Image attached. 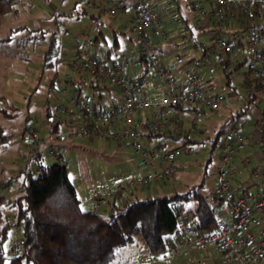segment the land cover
<instances>
[{"label":"rangeland","instance_id":"1","mask_svg":"<svg viewBox=\"0 0 264 264\" xmlns=\"http://www.w3.org/2000/svg\"><path fill=\"white\" fill-rule=\"evenodd\" d=\"M24 1L28 7L18 3L15 11L0 17V110L5 109L9 112L8 116H5L0 111V138L1 135H8L7 139H0V182L2 183L0 197H3L0 201V228L6 218L13 216L15 208L12 202L22 193V170L35 168V162L31 159L35 149L42 148V153L46 156L44 162L51 164L56 160V156L46 154L48 141L55 140L56 135L62 131L65 137H69V130H67L69 127L65 121L69 122L70 118L63 110L69 109L76 113L77 109L72 100L78 95L87 96L91 103L97 101L98 91L95 85H103L100 82L92 85L89 81L90 77L85 81H77L75 73L68 67V62L76 49L75 46L78 45V49L83 50L84 42L96 35V25L91 17L95 13L91 5L98 0ZM144 1L162 17L166 36L170 34L172 28L183 32L184 22L191 23L195 20L196 10L192 7L193 0ZM237 19L238 25L235 32L227 34L224 30L222 32L219 30L215 35H209L210 37L203 36L204 42L209 46L213 45L211 52L205 55H203V49H199L200 54H194L192 51L182 52L187 53L182 57L187 66L197 57L202 64L205 62L211 66L213 72L210 77L213 87L209 93L223 97L219 107L217 109L200 107L201 110L198 112L180 111L179 118L185 130L184 135L194 142L186 145L188 153L183 152L178 157L176 173L165 179L164 189L156 190L152 183L150 187L137 185L135 186L137 187L136 193L129 195L127 199L119 200L118 204L136 198L167 195L175 190L182 191L199 183H203L202 192L212 202L219 181L220 144L224 141V134L219 137L217 143L213 144V141L221 128L228 131L231 127H236L247 139L246 149L243 152L239 150V153L242 157H248L249 161L246 166L243 163H236L235 167L239 170L232 180L233 187L238 188L239 185L255 187L262 181L261 175L264 173V94L251 95L243 79L244 73L248 72L249 64L260 62L250 58L247 52V43L250 37L257 33V30L254 27H243L244 20L240 17ZM256 20L264 24L262 13L252 19V21ZM195 34L198 37V32ZM220 35H230L234 43L240 41L243 47L237 46L234 53H222L216 45L214 46L213 39ZM51 41L58 45V52L54 58L52 57L53 64L45 65L43 56ZM223 56L228 57L234 65L223 67L221 63ZM244 58H246L244 64L238 66L239 60ZM57 59H62V64L57 66ZM134 65V62L130 63L133 73ZM149 75L155 83L142 87L141 90L150 101H159L164 91L162 83L150 72ZM99 91L104 98L106 90L99 89ZM9 104H13L16 109L10 108ZM56 121L59 122L58 130L53 132L52 127ZM193 124L196 125L194 132L189 130V126ZM30 132L35 133V137L39 139L37 142L33 140ZM104 138L93 141V143H99L100 147L90 143L87 138H82L78 142L81 147L80 153H82L81 161L77 159L75 152L68 150L62 153L69 178L79 195L83 190H88L89 186L83 177H77L74 170L72 171L76 162L79 163L80 174L86 167L93 172L98 170L93 175V180L96 184L105 187H114L119 182L126 183L142 173L129 139L126 138L127 140L125 139V142L120 145L114 142L115 140L108 141ZM70 142L74 141L70 140ZM32 143H35V146H32ZM68 144L70 143L65 145ZM168 146L169 144L166 145ZM94 149L101 153L94 154ZM124 163L127 164L126 168L123 166ZM253 170L259 174H253ZM194 205V201L184 203L181 210L182 215L187 217L188 210ZM98 212L102 213L101 210ZM190 221L191 218H188V222ZM180 225L182 227V223ZM20 237V228L12 225L4 243L7 251L11 245L17 244ZM135 245L138 246L136 249L138 257H143L146 249L140 244L132 246ZM165 255L170 254L165 253ZM206 256L212 264L218 261L214 258L216 253L211 247L206 250L198 248L194 253L188 254L187 258L193 262V259L206 260ZM183 259L182 257L179 261ZM171 262L173 264L174 260L171 259ZM218 264L226 263L221 261Z\"/></svg>","mask_w":264,"mask_h":264},{"label":"built area","instance_id":"2","mask_svg":"<svg viewBox=\"0 0 264 264\" xmlns=\"http://www.w3.org/2000/svg\"><path fill=\"white\" fill-rule=\"evenodd\" d=\"M204 1L193 0V9L203 19L215 14L218 22L225 21L238 10L254 18L252 6L259 2V0H213V7L206 9L203 6ZM124 2H129L132 6L133 32L137 36L140 55L148 61L153 74L167 88L161 99L150 101L141 94L136 79L125 72L126 61L121 60L119 63L107 65L96 56L81 52L75 54L71 60L74 71L87 72L122 90L123 100L117 107L97 109L89 102L87 96L78 95L72 100L77 109L78 120L84 124L83 132L86 136L127 138L138 158L142 173L129 180L127 184L118 185L114 190H110L113 197L123 196L128 186H148L152 182H160L172 176L177 169L178 157L183 152L188 153L186 146L172 145L166 150L159 151L149 147L145 142L147 132H162L170 128H174L173 131L177 133L182 132L180 119L170 120L167 117L171 108L197 106L217 109L223 99L219 94L203 91L200 75L195 70L189 71L185 82L179 83L175 74L164 65V60L155 51L154 43L148 35L149 29H155L158 34L165 37L164 22L160 14L144 0H107L106 5H93L101 13L115 14L116 9ZM259 39L257 33L252 35L247 43V50L253 59L264 62V50L258 46ZM87 43L90 44L92 41L87 40L83 45ZM216 43L223 52L232 51V45L227 39L218 38ZM199 65L200 62L196 60L194 66ZM209 71L213 72V69L210 68ZM250 90L252 91V88ZM146 110L150 112L148 117L140 118L135 114ZM118 120L121 121V125L115 131L113 128L117 126L115 123ZM189 130L194 132L196 125L189 126ZM33 140L36 141L37 138L34 137ZM246 140L236 127H231L224 134L219 181L215 191V197L220 204L212 206V214L215 217L214 230L201 233L182 214L177 215V220L182 223L184 230L183 239L178 245L180 247L195 245L203 250L211 247L216 253L214 258L218 260L215 262L217 264L221 261L226 264H264V176L261 182L246 192L235 190L230 180L233 171L232 156L236 150L245 146ZM32 146H35V143H32ZM46 149L50 156H57L54 145L50 144ZM39 151L35 149L36 153ZM253 172L257 174L256 171ZM98 206L97 203L96 208ZM22 244L20 240V248ZM168 250L177 251L174 246H169ZM13 252L14 250L11 253ZM193 262H198V259H193Z\"/></svg>","mask_w":264,"mask_h":264},{"label":"trees","instance_id":"3","mask_svg":"<svg viewBox=\"0 0 264 264\" xmlns=\"http://www.w3.org/2000/svg\"><path fill=\"white\" fill-rule=\"evenodd\" d=\"M20 1L0 0V17L15 11V6ZM252 9L255 18L259 13V7L254 4ZM233 16L242 18L246 23H250L249 21L253 19L240 10ZM248 26L247 24L246 27ZM57 52L58 45L51 41L43 56L44 64H53L52 57L54 58ZM59 61L57 59V65ZM144 61L148 63L147 60ZM243 63H238V66ZM249 73L248 71L246 75ZM262 79L263 75L254 79L247 76L244 83L247 85L253 83L254 87L259 89ZM136 84L138 86V79ZM10 108L15 109V106L11 105ZM175 108L179 111L201 110L197 106H175ZM0 111L5 116L9 114L5 109ZM225 132L223 128L218 130L213 144L217 143ZM149 134L169 135L167 132ZM7 136L1 135L0 139H7ZM178 136L179 134L175 137ZM181 140L183 146L194 142L190 138ZM222 144L223 142L220 147ZM45 157L40 151L34 152L31 159L35 162V168L22 170V193L12 202L15 208L12 219L6 218L0 228V264H113L123 247L136 244L139 238L144 241L150 255H163L172 244L171 236L181 229L177 215L182 214V205L190 201H194L195 205L188 210L187 217H183L191 218L190 222L201 233L213 231L215 228L212 206L219 205L220 202L216 199L215 193L212 202L206 198L202 192L203 183L191 185L182 191L175 190L167 195L126 201L115 205L110 213L101 214L81 206L63 159L57 155L53 163L46 164ZM261 176H264V173ZM232 177L231 173L230 180L233 187ZM251 189L253 187L238 186L235 190L246 192ZM2 199L3 197H0V201ZM12 225L20 228L19 241L22 240L23 244L20 248L18 241L7 251L4 243ZM13 250L14 252L11 253Z\"/></svg>","mask_w":264,"mask_h":264},{"label":"crops","instance_id":"4","mask_svg":"<svg viewBox=\"0 0 264 264\" xmlns=\"http://www.w3.org/2000/svg\"><path fill=\"white\" fill-rule=\"evenodd\" d=\"M106 2L107 0H98L94 4L98 3L101 5H106L107 4ZM19 3L24 4L25 6L28 7L26 1L24 0H21ZM257 5L259 7L258 15L262 13L264 17V0H259ZM91 7L95 13V14L93 13L94 15H91V17L94 20V23L96 25V35L88 39V40H91L92 43L90 44L87 43L86 45H83L84 47L83 50H79L78 45L75 46L76 49L72 53L71 59L68 62V67L75 73L76 75L75 77L77 78L76 79L77 81H85V80H88L90 77L89 81H91L92 85L96 82H100L103 84L102 86L95 85L96 90L98 91V99L97 101H93L92 104H94L96 108L104 109L108 107L119 106L123 100L122 90L118 86L110 84L106 80L92 76L91 74L87 72L74 71L73 68L71 67V60L75 54L80 53V52L96 56L97 58H99L101 61H103L107 65H113V64L119 63L121 60L126 61L127 66L125 67V72L129 76L134 77L136 80L137 79L139 80V84L137 87L139 91L141 92V94L146 97L145 93L142 92L141 89L142 87H146V86H149L155 83L150 78L149 72L152 75L154 74H153L150 64L145 63L144 59H142L139 53L137 36L133 32L131 4L129 2H124L121 6H119L116 9L115 14H110L109 12L101 13L96 10L94 5H91ZM204 7L206 9H211L213 7V0H205ZM237 18H238L237 16H230L225 21L218 22L215 14H212L207 19H203L200 16V14L196 11L195 20H193L191 23H189L188 21L184 22L185 29L183 32L178 31V29L175 30V28H172L170 29L171 30L170 34L164 37L158 34L155 29H149L148 35L150 36L151 40L154 43L155 51L164 60V65L175 74L176 79L179 83L185 82L187 73L191 70H195L200 75L202 86H203V91L206 93H209L211 92L210 90L213 87L212 78L210 77V74L212 72L209 71L211 66H208L207 64H205V62H203L202 64V62L200 61V65L198 67H195L194 62L196 60H199L197 59L199 57L195 58L193 62L187 66L186 62H184L182 57L184 56V54H187L186 52H189V51H192L194 54H198V53L200 54L201 52H199V49L204 50L203 55L207 54V52H211L213 49L212 48L213 45L209 46L206 42H204L203 36L215 35L217 32H219V30L220 32L224 30V32H226L227 34H229L230 32L232 33L235 32L236 27L238 25ZM249 22L250 23L248 22L246 23V21L244 20L242 22L243 27H246V25L248 24L249 28L250 27L256 28L257 34L260 37L258 46L259 48L264 50V24L260 23L258 20L256 21L250 20ZM194 31L198 32V37L196 36ZM84 36H87V35H84ZM218 38H225L228 41H230L232 45V51L229 53H234L237 46L243 47L240 41L238 43H234L230 35L229 36L220 35V36L214 37L213 39H214L215 45L217 44L216 40ZM216 47L218 46L216 45ZM184 51L186 52L183 54L182 52ZM221 52L226 53V52H223L222 50ZM229 53H226V54H229ZM245 60L246 58H244L243 60H239L238 63L245 62ZM61 61L62 59H60L58 65L62 64ZM131 62L135 63L134 73L131 72V68H130ZM221 63H223L227 67H231L234 65V63L233 62L231 63L228 57L226 58L225 56L221 58ZM248 71L250 73L247 75L246 73H244L243 79H245V77L247 76L250 79H254L257 76L263 75L262 84L259 89H256L253 83L250 85H247L244 83L248 87V91L251 92V95H253L254 93L264 94V86H263L264 84V62L260 61L258 62V64L250 63ZM67 78H70V77L67 76ZM158 81L161 83L160 80ZM162 88L164 89L162 93L164 95L167 92V88L163 84H162ZM250 88H252V91L250 90ZM99 89L106 90L104 98H102V93L99 91ZM249 100H251V97H249ZM9 105L11 106L13 104H9ZM63 112L66 115H68L70 118L69 122L65 121V123L67 124V127H69V129H67L69 130L68 131L69 137L67 136L65 137L64 135L65 133L62 131L60 134L56 135L55 140L48 141L46 148L50 144L54 145V147L56 148L57 155L60 158H63L62 153L64 151L69 150L71 152H75L77 154L76 156L77 159L81 161L82 158L80 157V155L82 153H80L81 147H80V143L78 142L82 138H87L90 141V143H93V141H95L96 139H102L103 137L86 136L83 132L84 124H82L81 121L78 120V114H76L77 112L75 113L74 111H69V109L63 110ZM179 112H180L179 110L173 107L170 109L169 113L167 114V117L170 120H174V118H179ZM135 114L137 117L144 118V117H148L150 115V112L146 110V111H139ZM58 123L55 122V124L53 125L52 127L53 132H56L58 130V125H59ZM115 124L117 126L114 127L113 130L117 131L118 127H120L121 125V121L118 120L116 121ZM180 127L182 128V121L180 123ZM173 129L174 128H170L166 131H162V132H167L169 135H153L152 136L147 132L146 134L147 139L145 140L146 144L149 147H152L159 151L166 150L172 145H177V144L182 145L181 139H184V138L188 139L189 137L187 135H184L185 130L183 128H182L181 133H177L173 131ZM30 134L33 136V138L36 136L34 132H30ZM177 134H179V136L175 137ZM104 139H107L108 141L115 140L114 142L122 145L125 142L126 138H114V139L104 138ZM70 140L74 142L71 143ZM66 143H70V144L66 146L65 145ZM93 144H96L97 147H100L99 143L94 142ZM167 144H169L168 147H166ZM101 148H104V147L101 146ZM245 149H246V144L243 148H240L239 150H242L243 152ZM39 150L40 152H43L42 148H39ZM239 150L234 152V155L232 156V159H231L232 164H233L232 180L239 170L238 168L235 167L236 163H243L246 166L247 162L249 161L248 157H245V156L242 157V155L240 156ZM94 151H95L93 152L94 154L101 153L100 151L96 149H94ZM77 159L76 161H78ZM123 166L126 168L127 164L124 163ZM73 170H74V173L78 175L77 177H80V178L83 177V179L89 186L88 190H83L80 195L78 194L77 189L75 187L77 195L81 201V206L84 209L92 210L96 212L101 210L102 211L101 214H108L113 210L115 205L119 203L118 202L119 200L127 199L129 195H134L136 193L135 189L137 187L128 186L123 196L113 197L111 196L110 190H114L118 185L127 184L128 181L126 183L119 182L114 187H110V186L105 187V186H100L99 184H96V182L93 180V175L96 174L98 170L96 172H93V170L91 171L88 167H86L85 170L82 169L83 171L80 174L79 173L80 171L79 163L77 162L75 163L74 168H72V171ZM175 173L176 171L174 172V174ZM160 182L159 181L152 182L156 190L158 188L159 189L165 188L166 186L165 180L160 181ZM152 184H149L148 186H144V187H150ZM97 203L99 204V206L96 208ZM183 234H184V230L182 226L179 232L174 233L171 236V240H172L171 246H174L177 249V251L171 252L167 250L166 253L170 254L169 256H166L165 253L163 255H158V256L150 255L148 253V250H147V247L144 241L138 240L136 244H140L146 249L144 251L145 254H143V257H138L137 255L138 251L136 250L138 248L137 245L133 247L132 245L134 244H129L128 246L123 247V249L120 251V253L118 254L113 264H172L171 259L174 260L173 264L191 263L192 261H189L190 259H188L187 256L188 254L194 253L199 247H196L195 245H187V246L180 247L178 243L182 241ZM182 257L184 258L183 260H185L183 263H182L183 260L179 261V259H181ZM208 259H209L208 256H206V260H203L201 258V260L198 259V262H192L191 264H212L208 261Z\"/></svg>","mask_w":264,"mask_h":264}]
</instances>
